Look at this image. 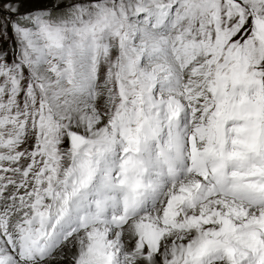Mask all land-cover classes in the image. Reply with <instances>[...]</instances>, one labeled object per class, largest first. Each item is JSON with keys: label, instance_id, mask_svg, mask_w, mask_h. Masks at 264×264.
<instances>
[{"label": "snow or ice", "instance_id": "1", "mask_svg": "<svg viewBox=\"0 0 264 264\" xmlns=\"http://www.w3.org/2000/svg\"><path fill=\"white\" fill-rule=\"evenodd\" d=\"M0 264H264V0H0Z\"/></svg>", "mask_w": 264, "mask_h": 264}]
</instances>
